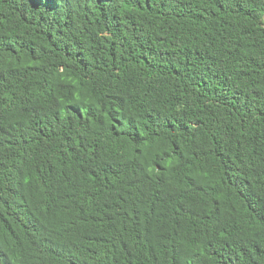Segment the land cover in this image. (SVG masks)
<instances>
[{"label": "trees", "instance_id": "16d2710c", "mask_svg": "<svg viewBox=\"0 0 264 264\" xmlns=\"http://www.w3.org/2000/svg\"><path fill=\"white\" fill-rule=\"evenodd\" d=\"M0 264H264V0H0Z\"/></svg>", "mask_w": 264, "mask_h": 264}]
</instances>
